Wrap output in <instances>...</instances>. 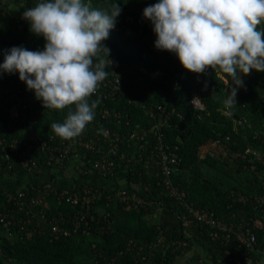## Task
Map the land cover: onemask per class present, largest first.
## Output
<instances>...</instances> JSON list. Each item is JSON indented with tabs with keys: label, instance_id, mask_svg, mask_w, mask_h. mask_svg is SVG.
Here are the masks:
<instances>
[{
	"label": "trees",
	"instance_id": "1",
	"mask_svg": "<svg viewBox=\"0 0 264 264\" xmlns=\"http://www.w3.org/2000/svg\"><path fill=\"white\" fill-rule=\"evenodd\" d=\"M0 1V64L13 47L43 51L44 38L32 34L28 22L21 19L23 12L40 0ZM85 2L93 9L108 10L113 5L121 8L115 27L102 43L110 50L119 77L126 82L127 94L103 98L98 94L102 90L100 83L99 92L89 98L90 102L100 101L94 109V119L73 139L105 129L118 131L122 142L116 174L110 179L102 178L101 172L92 170L88 162L91 151L78 146L61 167L48 165L44 150L23 144L32 132L45 139L52 137L53 143L69 141L57 137L51 124L63 123L75 106L44 109L34 92L19 80L18 73L0 72V134L6 143L12 139L20 141L11 150L12 156L20 158L10 162L3 158L0 148V216L6 215L9 220L8 227L0 222V264H144L134 261L133 252L117 259L115 254L130 239L142 245L155 242L160 235L165 238L164 245L156 244L143 251L153 253L154 264H188V259H200L202 264H234L232 242L212 239L210 229L202 223L183 224L189 214L187 206L212 213L236 228L250 225L257 247L264 248V203L253 198L264 196V167L257 160L250 162L244 153L246 148L264 151V72L252 71L243 76L236 105L227 108L224 101L234 86L230 78L212 70L199 75L190 73L182 68L174 53L154 47L156 36L151 23L143 18V10L158 0ZM257 30L264 39V22ZM194 97L201 101L202 110L191 105ZM155 123L163 141L179 158L169 175L178 195L169 194L161 177L143 166L130 138L134 129H149ZM25 158L35 162L32 170L20 165ZM120 174L125 179L121 187L151 200L152 207L132 208L117 200L106 205L102 200L91 209L98 221L91 223L86 234L55 237L49 233L55 219L63 229L68 228L79 208L66 196L79 186H98L108 194L106 184L101 183ZM76 178L80 184L67 187ZM48 182L52 190L44 196V204L33 206L35 218L25 228L20 227L18 220L25 217L27 210L26 203H20L38 198L37 186ZM60 191L65 193L64 198H58ZM20 192L25 196L19 197ZM239 195L249 200H238ZM97 205L102 209L98 210ZM160 210L157 216L169 215L171 221L155 219L154 211ZM107 220L112 221L113 229L99 232ZM175 240L187 244L178 246L172 243ZM228 251L233 258H229Z\"/></svg>",
	"mask_w": 264,
	"mask_h": 264
},
{
	"label": "clouds",
	"instance_id": "2",
	"mask_svg": "<svg viewBox=\"0 0 264 264\" xmlns=\"http://www.w3.org/2000/svg\"><path fill=\"white\" fill-rule=\"evenodd\" d=\"M120 13L119 5L93 9L85 0H40L23 12L29 31L44 38L43 51L13 47L0 72L18 73L44 109L75 106L63 123L51 124L63 140L80 136L94 119L100 101L89 98L112 64L102 42ZM143 18L152 25L154 47L174 53L183 69L230 78L234 86L224 101L227 108L236 105L243 76L264 72V39L257 30L264 22V0H158L143 10Z\"/></svg>",
	"mask_w": 264,
	"mask_h": 264
},
{
	"label": "built area",
	"instance_id": "3",
	"mask_svg": "<svg viewBox=\"0 0 264 264\" xmlns=\"http://www.w3.org/2000/svg\"><path fill=\"white\" fill-rule=\"evenodd\" d=\"M2 9V2L0 1V10ZM22 20L27 22L24 19ZM108 59L112 61L111 66L107 69L108 75L106 79L101 82V92L97 90L94 94L99 92V96H102L103 98L113 97L117 94L124 96L127 94L125 89L126 82L119 77L112 56H108ZM2 91L4 92L7 90L2 89ZM190 103L196 110H202L203 108V105L198 98H192ZM104 131H107V136H105L102 131L100 133L91 134L89 136L84 135L77 139L62 141L60 143H53L52 137L45 139L40 135H37L35 132H32L29 139L25 140L23 144L28 145V148L35 147L44 150L47 155L48 165L55 164L61 167H63L66 158L72 154L77 146L89 150L91 151V156L88 159V162L90 163L91 169L100 171L102 178L110 179L116 174L115 168L118 162V150L120 143L122 142V137L116 130L105 129ZM150 134H152V136H150ZM130 138L134 140V144L137 147V157L139 161L142 162L143 166L150 171H155V174L161 177V183L164 184L169 194L178 195L176 189L171 184L169 175L171 174L174 165L179 163V158L176 152L170 149V146L163 141V137L161 133H159L158 124L155 123L149 129L141 131L134 129L130 134ZM19 143L20 141L16 139H12L9 143H6L5 139L0 134V148L5 160L10 162L12 159L20 158L12 156L11 153V150H15L16 144ZM244 153L249 157L250 162L257 160V162L264 167V151L246 148ZM20 165L23 169L29 171L32 170L36 164L32 159L25 158L20 161ZM80 188L81 186L77 187L72 193L66 196L67 200H69L73 206L79 207L71 222L73 224L70 223L68 228L63 229V227L59 225L58 220L55 219L54 223L50 225L49 233L51 235L54 234L55 237H58L59 235L72 236L73 234L79 233L86 234L91 228V223L93 221H98V216H96L94 212H91V209L97 204V202L102 200L105 201L106 205L117 200L121 203L130 205L132 208L147 209L152 207L151 200L145 199L140 193L130 191L126 189V187L112 188L106 185V189L109 190L108 194H104V190L98 186L84 187L83 189ZM37 189L40 194L38 198L26 199L23 203H20L22 206L24 203L27 205L25 206L27 207L25 217H20L18 220L20 227L25 228L33 221L36 214L31 211L32 207L44 204L43 198L52 190V184L48 182L42 186H37ZM18 195L19 197L25 196L24 192H20ZM57 196L58 198H64L65 193L60 191ZM237 198L241 201L249 200V198L243 197V195H239ZM253 198H255L256 202L259 204L264 203V196H253ZM96 207L98 210L102 209L99 205ZM187 209L189 214L184 217L183 224L191 225L193 222L202 223L210 229V237L212 239L221 240L226 243L232 242L234 247L232 252L235 256L234 264H260L259 260L264 261V248L257 247L256 235L250 225L246 224V226L236 228L232 223L220 219L212 213H208L202 209L193 208L191 206H187ZM156 212L157 211H154V213ZM39 213L40 218L45 220V215L41 211H39ZM188 216L190 217L188 218ZM61 221L64 223L67 222L66 220H63V218H61ZM0 222L4 227H8L9 220L6 215L0 216ZM112 229V221L107 220V222L101 226L99 232L103 233L104 230L108 232ZM164 239V236L160 235L155 242L142 245H138L130 239L126 243L125 248L115 254V258H120L125 254L130 255L133 252V259L135 262L140 261L144 264H154L151 258L153 253L149 250L146 252L143 251L147 247L149 249L153 248L156 244L164 245ZM172 243L178 246H185L187 244L184 240H175ZM230 252L231 251H228V255L231 259L233 256ZM156 264L164 263L158 262ZM195 264H202V261L198 259V262Z\"/></svg>",
	"mask_w": 264,
	"mask_h": 264
},
{
	"label": "crops",
	"instance_id": "4",
	"mask_svg": "<svg viewBox=\"0 0 264 264\" xmlns=\"http://www.w3.org/2000/svg\"><path fill=\"white\" fill-rule=\"evenodd\" d=\"M31 2H33V1H31ZM34 3H36V1H34ZM79 182H80L79 178H76L75 180H73L71 182V184H68L67 187L77 186L78 184H80ZM124 183H125L124 175L120 174L116 179H114L112 181L103 182L101 184H103V185L106 184L108 187H112L113 188V187H121V186L124 185ZM161 211L162 210H160L159 212L154 213V218L157 219V220H159L160 218H162V219L167 218L168 221H171V217H169V215H161V216L158 215L157 216V213L159 214ZM197 262H198V260H196V259H188V264H195ZM259 263L260 264H264V261L263 260H259Z\"/></svg>",
	"mask_w": 264,
	"mask_h": 264
},
{
	"label": "rangeland",
	"instance_id": "5",
	"mask_svg": "<svg viewBox=\"0 0 264 264\" xmlns=\"http://www.w3.org/2000/svg\"><path fill=\"white\" fill-rule=\"evenodd\" d=\"M11 7H16V8H17V6H16V5H14V4H12V5H11ZM152 219H153V218H152Z\"/></svg>",
	"mask_w": 264,
	"mask_h": 264
}]
</instances>
